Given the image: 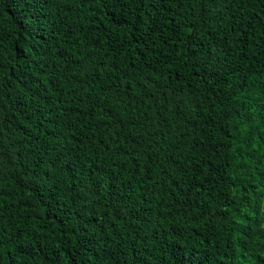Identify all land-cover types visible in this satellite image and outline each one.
<instances>
[{
	"label": "trees",
	"instance_id": "16d2710c",
	"mask_svg": "<svg viewBox=\"0 0 264 264\" xmlns=\"http://www.w3.org/2000/svg\"><path fill=\"white\" fill-rule=\"evenodd\" d=\"M0 264H264V0H0Z\"/></svg>",
	"mask_w": 264,
	"mask_h": 264
}]
</instances>
